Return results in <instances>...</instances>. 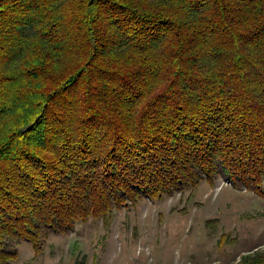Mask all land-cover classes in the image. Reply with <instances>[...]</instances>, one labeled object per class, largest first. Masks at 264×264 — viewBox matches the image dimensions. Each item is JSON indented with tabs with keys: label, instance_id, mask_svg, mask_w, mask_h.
<instances>
[{
	"label": "trees",
	"instance_id": "1",
	"mask_svg": "<svg viewBox=\"0 0 264 264\" xmlns=\"http://www.w3.org/2000/svg\"><path fill=\"white\" fill-rule=\"evenodd\" d=\"M219 176L264 196V0H0V264Z\"/></svg>",
	"mask_w": 264,
	"mask_h": 264
},
{
	"label": "rangeland",
	"instance_id": "2",
	"mask_svg": "<svg viewBox=\"0 0 264 264\" xmlns=\"http://www.w3.org/2000/svg\"><path fill=\"white\" fill-rule=\"evenodd\" d=\"M263 247L264 196L219 176L161 199L141 198L107 222L90 218L52 233L39 254L24 241L12 264H72L75 257L84 264H237Z\"/></svg>",
	"mask_w": 264,
	"mask_h": 264
}]
</instances>
